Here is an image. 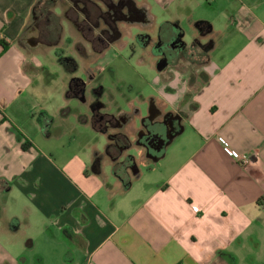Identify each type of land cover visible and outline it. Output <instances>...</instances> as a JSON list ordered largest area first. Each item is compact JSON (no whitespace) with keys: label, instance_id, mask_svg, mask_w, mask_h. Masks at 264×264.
Masks as SVG:
<instances>
[{"label":"crops","instance_id":"1","mask_svg":"<svg viewBox=\"0 0 264 264\" xmlns=\"http://www.w3.org/2000/svg\"><path fill=\"white\" fill-rule=\"evenodd\" d=\"M37 1L0 0V219L8 230L36 229L39 250L57 264H264V0H159L173 7L164 22L183 41L180 17H190L206 57L195 84L190 68L161 70L165 101L153 96L155 106L182 114V130L157 160L143 148L128 184L114 172L109 143L103 151L88 140L93 152L47 145L69 126L58 125L53 74L34 55L58 44L28 41ZM135 3L154 20L149 2ZM198 7L214 16L194 19ZM75 77L65 75L67 98L76 97ZM84 122L99 131L91 111ZM127 151L120 159L133 158ZM7 205L16 208L5 217ZM37 262L50 264L42 252ZM14 264H32L31 256Z\"/></svg>","mask_w":264,"mask_h":264},{"label":"rangeland","instance_id":"2","mask_svg":"<svg viewBox=\"0 0 264 264\" xmlns=\"http://www.w3.org/2000/svg\"><path fill=\"white\" fill-rule=\"evenodd\" d=\"M58 1L62 6L72 3L71 1L68 3L66 0ZM135 1L141 6L145 0ZM146 1L151 4L154 20L148 12L146 14L147 22L129 21L125 18L118 19L114 25L117 26L122 35L117 39L112 27L107 23L105 24L104 20L101 19L100 27L95 30L96 34L99 33L100 29L107 28L112 32L106 31V37L109 38L112 35L115 37L114 41L102 52L100 50L103 48V43L96 41L93 47L87 38L89 36L88 31L77 28L65 19L63 10L55 8V11L60 13L59 23L62 29L60 28L58 41L54 38L49 43L44 44H58V46L53 47L46 54L41 51L34 53L43 64L49 67V71L53 74V104L58 102L60 105L56 111L57 120L60 122L58 125L61 126V121L65 120L69 126L67 132H63V135H57L53 142H48L47 145L51 146L50 148L55 151L57 148L60 151L83 152L84 150H92L87 143L89 140L91 146L96 145L105 151L106 144L109 143L108 150L112 153H107L110 157L106 156L108 159H113V156L117 154L116 141L113 139L117 137L120 142H125V136L128 135L132 141L133 139L135 141L136 130L140 127L138 117L142 113H149L153 96L160 95L161 99L165 101L163 87L166 75L159 69V63L163 56L159 53L160 46L156 48L153 41L159 39L161 33L163 34L166 31L165 28L168 25L165 24L164 20L171 16L169 13L173 7L169 11H164L165 8L159 0ZM103 7L110 10L104 4ZM123 9L124 11L127 10L126 8ZM203 14L201 8L198 7L194 11V19L201 18L200 16H214L212 12H209V15L208 13ZM83 17V14H81V19ZM107 18L111 21L108 14ZM180 18L182 20L181 27L184 30V41L190 47L178 60L176 59L177 64L173 59H166V63L171 64L173 67L179 65L181 69L190 68L191 81L195 84L196 81L194 80H196L200 71L199 65L203 63L206 56L204 50L197 43L195 44L199 34L198 28L190 23V17L186 13H183ZM143 35H148V37ZM145 41L148 43L146 44ZM41 48L45 49V46L42 45ZM68 58H72L74 64H67ZM173 67L168 69L167 72L173 71L175 69ZM66 74L75 75L77 79H80V82L85 83L87 103L78 97L67 98L65 96L64 80ZM55 86L56 90H54ZM100 88L102 90L96 91ZM69 95L71 96L72 93ZM95 97L99 98L102 106L92 112V108L88 103L93 99L95 100ZM159 104L162 105L161 102ZM69 109L73 110L68 111ZM90 111L92 120L99 131L84 122ZM122 113L131 114L132 118L120 125L117 117ZM134 141L133 148L129 149L125 155L132 153L133 159L138 161L144 156V149L136 145ZM39 144L44 148V143ZM123 160H125V157ZM13 208L16 207L7 205V211L4 212L3 216L10 215L12 211L9 210ZM4 219L3 217L0 219V264L4 260L14 264L19 261L21 255L31 256L32 264H37L39 252L48 257L50 264L58 263H56L54 256L50 259L44 251L45 249L39 250L43 248V245L36 229H26L22 226L17 231L11 232L8 229L12 223L8 226L7 218ZM30 238L37 242L33 248L26 245ZM65 257H69V253L66 252Z\"/></svg>","mask_w":264,"mask_h":264},{"label":"flooded vegetation","instance_id":"3","mask_svg":"<svg viewBox=\"0 0 264 264\" xmlns=\"http://www.w3.org/2000/svg\"><path fill=\"white\" fill-rule=\"evenodd\" d=\"M73 7L68 9L66 15L69 17L71 23H73L77 28L80 30L88 31L89 36L88 41L92 46H95V42L99 41V43H103V47L108 46L112 41H114L115 37L112 35L111 37H106V31H110V29L102 28L99 30V33L96 34L95 30H98L100 27L101 19L104 20V23L108 24L112 27L113 32L115 33L116 39L121 37L122 33L119 32L116 24L118 19L125 18L129 21L140 20L143 22H147V8L143 6L139 8L136 3H130L128 1L126 5L120 3V1H102V0H89L85 2L84 7H80V0H72ZM109 8L110 10L103 7ZM123 8L127 10L124 11ZM57 13V12H56ZM60 14V13H57ZM81 14H83V19H81ZM107 14L110 16L111 21L108 20ZM113 14V15H112ZM51 20L54 19L52 16L48 18ZM48 19L42 20L41 23L47 21ZM149 19V18H148ZM49 23V22H47ZM56 24V23H54ZM44 25V23H43ZM46 25V24H45ZM84 25V26H83ZM58 28L56 39L58 41L60 35V23L55 25ZM165 32L162 34L159 39H155L153 43H155V47L157 48L160 46V52L165 59H173V61L177 64V60L183 53L187 52V46L182 40L183 32L175 25H169L165 28ZM28 41L32 44H42L46 41V33L44 29H41L37 32H33V35L28 38ZM152 43V39L150 38ZM148 43V42H147ZM146 43V44H147ZM198 45V40L195 41V44ZM102 52V49L100 50ZM177 59V60H176ZM194 59V57H193ZM74 64L72 58L67 59V64ZM85 83L78 81L77 79L73 80L70 84V92L74 93L76 97L83 99L86 102V94H85ZM102 90L97 89L96 91ZM92 112L96 109H99L102 106V103L99 101L98 97H95L90 102ZM151 112L147 113L146 115L142 116L139 119V129L136 130V139L135 144L144 148L147 155H159L165 148V144L168 141L169 137L178 134L182 130V119L183 116L180 113H163L161 108L155 106L154 98L151 99ZM131 114L122 113L120 116L117 117L119 124L122 125L127 120L131 119ZM116 137V136H115ZM115 145H116V152L117 154L113 156V160L115 161L114 164V172L115 174L125 183L128 184L130 182V174L128 170L133 168V170H137L136 162L133 158H129L122 160L120 156L127 151L128 149L132 148L133 141L129 138V136H125V142H120L119 139L114 138ZM132 141V142H131ZM110 146V145H109ZM108 153H112L108 150Z\"/></svg>","mask_w":264,"mask_h":264},{"label":"trees","instance_id":"4","mask_svg":"<svg viewBox=\"0 0 264 264\" xmlns=\"http://www.w3.org/2000/svg\"><path fill=\"white\" fill-rule=\"evenodd\" d=\"M68 3L71 1L73 3L72 0H66ZM89 0H80V7H84L85 6V2H87ZM97 1V0H96ZM102 1H109V0H102ZM120 1V3H122L123 5H126V3L128 1H130V3H134L135 5V0H118ZM70 3V5H66V6H62L58 0H38L33 8V19L31 24L28 26V28L26 29L32 32H37L41 29H44L45 33H46V41L45 43H49L52 39L55 38L57 36V31L58 28H56L55 25H57V23H59L60 21V17L59 14L56 13L55 8H60L61 10H63L64 15H65V19L67 21H69L71 23V21L69 20V17L66 15V12L68 11V9L73 7V4ZM127 6V5H126ZM51 16L54 18L51 22L50 19ZM48 19L47 21H44V25L42 22V20ZM49 22V23H47ZM56 23V24H54ZM201 22L198 23V25H200ZM46 24V25H45ZM73 24V23H72ZM142 36V35H140ZM139 36V37H140ZM148 37V35H143ZM0 42L2 43V45L4 47H7V43L3 40L0 39ZM145 43H147V41H145ZM107 47V46H106ZM103 47L102 51L106 48ZM130 160V158L128 159ZM115 170V169H114Z\"/></svg>","mask_w":264,"mask_h":264},{"label":"built area","instance_id":"5","mask_svg":"<svg viewBox=\"0 0 264 264\" xmlns=\"http://www.w3.org/2000/svg\"><path fill=\"white\" fill-rule=\"evenodd\" d=\"M218 140L224 146V149L226 150V152L228 154L237 157V159L240 160V161L247 162V157H245L242 154H238L235 150H233L232 148L229 147L227 139L225 137L219 136Z\"/></svg>","mask_w":264,"mask_h":264},{"label":"water","instance_id":"6","mask_svg":"<svg viewBox=\"0 0 264 264\" xmlns=\"http://www.w3.org/2000/svg\"><path fill=\"white\" fill-rule=\"evenodd\" d=\"M145 15H146V14H145ZM166 64H167L166 62H162V61H161V62L159 63V69L162 70ZM149 111L151 112V108H150ZM174 136H175V135H174ZM174 136L169 137V139H168V141L166 142L165 146H166L167 144L170 143V141L174 138ZM147 156H149V157L152 158L153 160H157V159H158V156H157V155H153V154H151V155H147Z\"/></svg>","mask_w":264,"mask_h":264}]
</instances>
